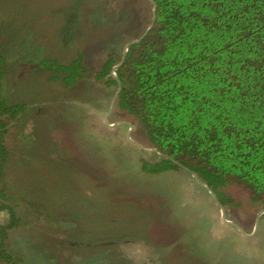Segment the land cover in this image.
<instances>
[{
    "label": "rangeland",
    "instance_id": "1",
    "mask_svg": "<svg viewBox=\"0 0 264 264\" xmlns=\"http://www.w3.org/2000/svg\"><path fill=\"white\" fill-rule=\"evenodd\" d=\"M151 18L147 0H0V41L22 59L11 62L5 89L12 102L29 105L10 132L28 163L18 164L12 185L30 188V201L47 207L23 206L27 224L13 236L30 263L264 264V214L256 228L264 207L249 190L218 189L227 219L246 236L188 170L142 172V160L161 153L129 138L155 148L118 98L112 105L115 87L90 73L66 88L28 62L68 63L82 52L88 65L101 66Z\"/></svg>",
    "mask_w": 264,
    "mask_h": 264
},
{
    "label": "trees",
    "instance_id": "2",
    "mask_svg": "<svg viewBox=\"0 0 264 264\" xmlns=\"http://www.w3.org/2000/svg\"><path fill=\"white\" fill-rule=\"evenodd\" d=\"M154 1V26L130 45L116 70L122 84L118 107L138 120L161 152L157 161L142 160V172L158 175L186 167L223 205L227 200L219 187L236 183L264 207V0ZM121 57L113 52L101 66L88 65L82 52L68 63L56 58L28 62L66 88L93 73L117 93L111 73ZM21 61L0 41V264H36L13 236L27 224L23 206L47 209L30 201V188L19 191L12 185L18 164L28 163L19 160L27 154L11 146L10 132L21 125L29 105L12 102L5 81L11 62Z\"/></svg>",
    "mask_w": 264,
    "mask_h": 264
},
{
    "label": "water",
    "instance_id": "3",
    "mask_svg": "<svg viewBox=\"0 0 264 264\" xmlns=\"http://www.w3.org/2000/svg\"><path fill=\"white\" fill-rule=\"evenodd\" d=\"M149 1H150V2L152 3V5H153V9H152V18H151V23H150V25L146 28V30H145V31H144V32H143L138 38L132 39V40L128 41V42L125 44V46H124V48H123V51H122V57H121L120 62H119L117 65H115V66L113 67V70H112V73H111V74L113 75V77H114L115 79H117L118 84H119V87H118V91H117V93H116V95H115V99H114L112 105H114L115 100L118 98V95H119V93H120V91H121V88H122L121 81L118 79V77H117V75H116V70H117V69L123 64V62H124V60H125V57H126V53H127L128 49H129L130 45H132V44H134V43H137V42H139L140 40H142V39L148 34V32L152 29V27L154 26V24H155V22H156V18H157V3H156L154 0H149ZM128 124L130 125L131 128H134V125H133L132 123H128ZM129 138H130V139H131L136 145H138L140 148H142V149H144V150H146V151H157V152L161 153L160 150H158L157 148H154V149H148V148H145L141 143H139V142L133 140V139L131 138V136H130V133H129ZM185 169L192 173V175L195 177V179L198 181V183H200L201 185H203L204 187H206V188L212 193V195L214 196V198L216 199V201L219 203V205H220L221 208H222V216H223L224 221H226V222H228V223L234 225L235 227H237V228H238V229H239L244 235H246V236H250L251 234L246 233V232L244 231V229H243L240 225H238L237 223L232 222L231 220H228V219H227L226 212H225V210H224V205H223L222 202L217 198V195H216V193L214 192V190H213L208 184H206L205 182H203V181L201 180V178L199 177V175H198L196 172L191 171L190 169H188V168H186V167H185ZM263 214H264V208L261 209V210L259 211V213H258V217H257V221H256V228H258V226H259V224H260L261 217H262Z\"/></svg>",
    "mask_w": 264,
    "mask_h": 264
}]
</instances>
